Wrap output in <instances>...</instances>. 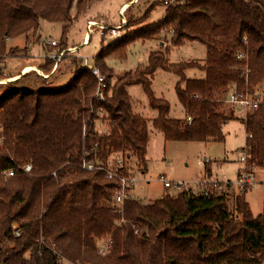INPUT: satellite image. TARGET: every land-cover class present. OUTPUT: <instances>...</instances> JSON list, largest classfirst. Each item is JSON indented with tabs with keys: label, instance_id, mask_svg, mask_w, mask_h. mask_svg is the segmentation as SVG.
Here are the masks:
<instances>
[{
	"label": "trees",
	"instance_id": "trees-1",
	"mask_svg": "<svg viewBox=\"0 0 264 264\" xmlns=\"http://www.w3.org/2000/svg\"><path fill=\"white\" fill-rule=\"evenodd\" d=\"M76 3L81 7L83 1L0 0V50L8 40L38 34L42 21L63 25L61 51L68 49L67 34L82 12L72 14ZM163 33L171 38L167 53L151 52L144 69L113 82L109 59H124L132 44ZM187 42L207 46L204 65L169 64V52ZM101 46L93 68L105 77V101L95 97L93 71L78 64L60 88H48V78L35 71L0 84L7 88L0 97V264H58L52 248L80 264H264V208L255 217L246 193L232 207L225 194L181 191L150 204L126 200L118 210L111 202L119 181L109 180L105 170L110 159L130 155L145 164L149 122L133 112L128 88L135 85L158 112L152 125L167 141L225 140L223 124L238 119L222 110L229 88L249 85L259 92L255 88L264 85V0H175L160 22L107 45L102 40ZM240 54L246 58L238 59ZM53 67L51 60L38 66L46 76ZM191 68L205 77L187 79ZM160 69L180 76L176 93L186 110L183 120L169 118L170 103L152 90ZM31 73L42 80L40 86L24 84ZM241 121L248 165L264 171V104ZM100 122L108 124L104 133ZM84 162L97 168L88 171ZM29 163L30 174L18 168ZM13 169L15 176H4ZM108 237L112 248L102 256L100 240Z\"/></svg>",
	"mask_w": 264,
	"mask_h": 264
},
{
	"label": "rangeland",
	"instance_id": "rangeland-1",
	"mask_svg": "<svg viewBox=\"0 0 264 264\" xmlns=\"http://www.w3.org/2000/svg\"><path fill=\"white\" fill-rule=\"evenodd\" d=\"M82 1L81 7L76 3L73 8V15L78 16L77 12L80 8H82V12L76 17L67 34L66 44L69 48L66 50L68 51L60 61L59 65H61H58L59 68L56 76L50 81H47L48 88L53 89L65 86L75 76L76 64L82 65L85 58H87L89 64H94V57L100 53L102 48V38L98 28L95 27L92 33L91 43L86 47H82L85 33L88 31L86 30L88 19H95L96 21L107 24L109 27L120 26L122 23V33L126 34L135 28L160 22L165 15L167 4L175 2V0H138L136 3L132 2L128 4L125 10L123 8L125 21L122 22L120 15L122 10H119V6L124 0ZM89 5L91 7L87 9ZM128 8L130 9L128 10ZM129 24L133 25V27ZM38 36H41V38L38 39ZM158 38L160 40L152 39L136 42L129 48L126 59L119 60L113 58L109 60L108 65L113 67L117 73H120V71H129L138 64L142 66H139L131 72L144 69L152 51L162 49L167 53L166 49L171 40L170 35L163 33ZM52 41L57 42L58 45L56 47L47 46L48 42ZM63 41H65L63 37V25L48 21L41 22V30L36 35L30 34L29 37L22 36L8 40L4 51L0 50V80L10 82L6 78L13 76V73H18L25 64H35L37 67L44 63L48 64L51 60L49 55L61 53V44ZM161 41L168 42L166 48H162ZM105 44L110 43H106L105 41ZM76 47V51L79 50V52L72 53V50ZM207 55V46L204 44L187 42L182 47L172 49L168 54V59L170 65H177L183 62H195L204 65ZM74 58L78 61H74ZM28 67L30 66L26 68ZM32 71L38 72L37 74L44 78V73L40 69L36 68V70ZM52 74H55L53 70L51 71ZM185 76L187 79H202L205 77V72L199 68H191L185 71ZM10 80L13 81L16 79L10 78ZM116 81L113 79V82ZM179 81L180 76L176 73L160 69L156 72L152 80V90L157 98H164L170 103L171 112L169 118L183 120L187 114L176 93V85ZM41 83L42 80L34 73H31L24 79V84L31 87L33 85L40 86ZM3 86H0V97L7 90ZM255 89L262 92L264 85H259ZM130 95L135 113L147 119L158 117V112L150 107L148 96L141 85L132 86ZM222 110L227 115L233 114V116L238 118L223 124L224 141L212 139L205 142L167 141L164 134L156 130L151 123L149 127L150 142L148 144L146 166L132 155L126 158L129 171L137 178L135 188L132 191V197L144 204H150L167 194L175 195L181 191H186L166 188L161 177L172 183H190L192 187H195L193 189L197 192H200V189L198 185L196 187V182L203 178H213L212 180H218L220 182H233L236 180L240 168L238 162L239 154L246 146V139L248 137L245 125L241 121L245 117V114L242 110H235L224 104ZM98 124L101 133L108 130V124L105 122ZM204 159H208L209 162L205 166H200L199 162ZM144 168L148 169V172H144ZM208 169H211L212 178L208 177L206 173ZM255 170L257 179L259 181L264 180V171L257 168ZM236 190L233 186L231 188V195H236ZM246 197L250 205V210L255 217L263 212L264 196L261 186H257ZM233 204V200H230V207ZM104 239L100 240V243ZM65 264L70 263L66 261Z\"/></svg>",
	"mask_w": 264,
	"mask_h": 264
},
{
	"label": "built area",
	"instance_id": "built-area-1",
	"mask_svg": "<svg viewBox=\"0 0 264 264\" xmlns=\"http://www.w3.org/2000/svg\"><path fill=\"white\" fill-rule=\"evenodd\" d=\"M92 23L93 22H88L87 24L88 31L86 34V38L84 40V45L89 44L88 37L92 35L95 27L98 28V31L100 32V36L102 40H105L106 43H112L118 39L123 38L126 35L122 33V28H123L122 24L116 27H108V26L98 24L97 22H95L96 25H92ZM47 45L56 47L58 44L57 42L52 41V42H48ZM67 51L68 50H64V51H61V53L59 54L49 55V58L51 59V61L54 62L53 72L57 70L60 61L62 60V58L64 57ZM76 52H77L76 48H74L72 50V53H76ZM244 58H246V56L243 54H240L238 56V59H244ZM82 66L92 70L93 74L97 77L98 88L96 90L95 97L96 99L105 101L107 99V95L109 92L105 77L101 74V72L98 69L93 68V65L88 63L87 58L84 59ZM222 103L224 105L234 108L235 110H242L246 116L248 113L258 110L262 106V104H264V95L260 92H253L250 89L249 85H246L245 89H239L236 85H233L229 88ZM208 162H209L208 159H204L199 162V165L205 166L206 163ZM238 162L241 164V169H240V173L238 174V177L236 180H234L233 182L232 181L220 182L218 180L203 178L200 181L196 182V187L198 185L200 192H197L195 189H193L195 187H192L190 183H186V182L172 183V182L167 181L163 177L161 178L166 188H175L179 191L186 190L194 194H203L205 196H210L213 194H219V195L225 194L226 195L228 194V191L233 186L239 191V193H246V195L253 192V190L257 186H261L263 189L264 180L259 181L257 179V174L255 173L256 168L250 167L248 165V155L245 150L239 154ZM18 168H20L22 171L28 174H30L33 171V166L31 163L25 166H19ZM82 168L87 169L88 171H93L97 167L92 162H84L82 165ZM105 170L107 172V178L109 180L117 179L119 181V188L115 192L113 201L111 202V206L115 209L121 210L126 200L135 199L132 197V191L135 188L137 178L134 174H132L129 171L126 159H123V158L110 159L108 166ZM124 171L128 172L129 175L124 174ZM15 173H16L15 169L9 170L4 173V176L12 177V176H15ZM16 235L19 236L20 235L19 232ZM112 244H113V241L110 237L105 238L99 244V254L102 256H106L110 252L112 248ZM52 249L54 250L55 254H57L59 258L57 263L65 264L66 261L64 260V258L58 255L55 248H52ZM70 264H76V263H70Z\"/></svg>",
	"mask_w": 264,
	"mask_h": 264
},
{
	"label": "crops",
	"instance_id": "crops-1",
	"mask_svg": "<svg viewBox=\"0 0 264 264\" xmlns=\"http://www.w3.org/2000/svg\"><path fill=\"white\" fill-rule=\"evenodd\" d=\"M138 0H124L122 3H121V5L119 6V10H122V12H121V17H122V22H124L125 21V16L123 15V11L126 9V7L128 6V4H130V3H132V2H134V3H136ZM123 8H124V10H123ZM87 22H97L98 24H101V25H104V26H108L107 24H104V23H101L100 21H96L95 19H93L92 20V18H90V19H88L87 20ZM122 24V23H121ZM114 25V24H113ZM109 27V26H108ZM87 30V29H86ZM86 34H87V31H86V33H85V37H84V40H85V38H86ZM157 39H159V38H157ZM84 40H83V44H82V47H86V46H88L90 43H91V40H92V35H90L89 37H88V40H89V44L88 45H84ZM160 40V39H159ZM135 44V43H134ZM133 45V44H132ZM131 45V46H132ZM48 46V45H47ZM130 46V47H131ZM161 46H162V48H166L167 47V42H162L161 41ZM129 47V48H130ZM129 48H128V52H129ZM76 49H77V47H76ZM79 49V48H78ZM159 51H163L162 49H160ZM79 52V50L76 52V53H78ZM128 52H127V56L124 58V59H126L127 57H128ZM153 52V51H152ZM154 52H157V51H154ZM115 59V58H114ZM124 59H121V60H124ZM110 60V59H109ZM109 60L107 61V64H108V62H109ZM120 60V59H119ZM61 65V64H60ZM59 65V66H60ZM27 66H32L33 67V65L31 64H25V65H23L22 67H21V69H20V71L18 72V73H13V75H17L16 77H14V79H18L19 77H21L22 75H24V74H26V73H29L28 71H29V68L30 67H28V68H26ZM59 66H58V68H59ZM109 66V65H108ZM139 66H142L141 64H138L136 67H134V68H132L131 70H129V71H126V72H121L120 71V73H117L116 72V70L113 68V67H110L111 69H112V71L114 72V80H117V79H119V78H121V77H123L126 73H128V72H131V71H133V70H135L136 68H138ZM144 66V65H143ZM146 66V65H145ZM37 68V69H39L37 66H34V68ZM35 68V69H36ZM38 73V72H37ZM43 73V72H42ZM56 76V73L53 75H49V76H46V75H43V77L44 78H48V81H50L52 78H54ZM8 81H10L11 82V80L10 79H8ZM4 83H6V82H4ZM0 84H2V82H0ZM132 87H129L128 88V92H129V94H130V89H131ZM131 96V95H130ZM131 100H132V98H131ZM132 107H133V104H132ZM133 109H134V107H133ZM134 112V111H133ZM134 114H136V115H139L138 113H135L134 112ZM139 116H141V115H139ZM155 118H157V117H154L153 119H147V118H145V119H147L148 120V122H149V127H150V124L153 122V120L155 119ZM150 134V133H149ZM247 140V139H246ZM149 142H150V135H149ZM149 144V143H148ZM243 151V150H242ZM147 155H148V149H147ZM147 155H146V159H145V164H143L144 166H146V161H147ZM240 164V163H239ZM240 169H241V164H240V168H239V172H238V174L240 173ZM144 172H148V169H146V168H144ZM207 174H208V177H210V178H212L211 176H213L212 175V173H211V169H208L207 170V172H206ZM213 179V178H212ZM237 191V192H236ZM235 192L237 193L236 195H231V189L228 191V194H226L228 197H229V199L230 200H233L234 201V199L236 198V196H238L240 193H239V191L238 190H236ZM233 193V192H232ZM247 196V195H246ZM246 201H247V197H246ZM247 203L249 204V202L247 201ZM249 207H250V205H249ZM261 214V213H260ZM259 214V215H260Z\"/></svg>",
	"mask_w": 264,
	"mask_h": 264
},
{
	"label": "bare ground",
	"instance_id": "bare-ground-1",
	"mask_svg": "<svg viewBox=\"0 0 264 264\" xmlns=\"http://www.w3.org/2000/svg\"><path fill=\"white\" fill-rule=\"evenodd\" d=\"M92 25H96V23L93 22ZM35 68H36V67H35ZM35 68H34V67H30V68H29V71L36 70ZM29 71H28V72H29ZM13 79H14V78H13ZM0 82L3 83V82H6V81H4V80H0Z\"/></svg>",
	"mask_w": 264,
	"mask_h": 264
}]
</instances>
